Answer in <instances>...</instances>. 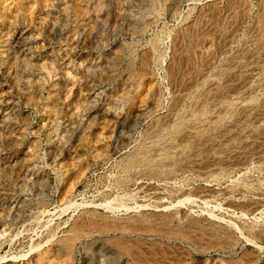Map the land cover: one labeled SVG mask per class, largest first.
Returning a JSON list of instances; mask_svg holds the SVG:
<instances>
[{"label":"rangeland","instance_id":"obj_1","mask_svg":"<svg viewBox=\"0 0 264 264\" xmlns=\"http://www.w3.org/2000/svg\"><path fill=\"white\" fill-rule=\"evenodd\" d=\"M263 27L264 0H0V264L67 237L70 264H264Z\"/></svg>","mask_w":264,"mask_h":264},{"label":"bare ground","instance_id":"obj_2","mask_svg":"<svg viewBox=\"0 0 264 264\" xmlns=\"http://www.w3.org/2000/svg\"><path fill=\"white\" fill-rule=\"evenodd\" d=\"M264 28V27H263ZM262 32V34H263V31H261ZM190 36V35H189ZM259 36V35H258ZM256 37V36H255ZM194 38V37H193ZM196 38V37H195ZM212 38V37H211ZM260 38V37H259ZM263 38V37H262ZM257 39V38H256ZM261 39V38H260ZM189 40H191V39H189ZM190 43H191V41H189ZM195 42V41H194ZM196 42H198V41H196ZM195 45V44H194ZM193 48V47H192ZM192 51V50H191ZM185 57V56H184ZM186 59V58H185ZM180 60V59H179ZM196 60V59H195ZM232 60V59H231ZM194 61V60H193ZM202 62V61H201ZM146 66V65H145ZM184 71V70H183ZM180 75V74H179ZM169 76V75H168ZM189 78V77H188ZM221 95V94H220ZM220 97V96H219ZM206 100V99H205ZM200 101V100H199ZM212 101V100H211ZM225 101V100H224ZM221 103V102H220ZM224 105H225V102H224ZM207 113V103H205V101L199 106V108L197 109V111H194V112H192L191 113V117H193V118H196V120L197 119H200L201 117H203L202 115H204V114H206ZM227 114V113H226ZM219 116V115H218ZM217 116V117H218ZM222 117L224 116V114L223 115H221ZM208 117V116H207ZM220 117V116H219ZM222 117H220L221 119H222ZM215 119H219V118H215ZM222 121V120H221ZM218 125V124H217ZM179 126V125H178ZM178 128V127H177ZM218 128V127H217ZM198 129V128H197ZM207 129V128H206ZM218 130V129H217ZM199 133V132H198ZM200 139V138H199ZM233 143V142H232ZM239 143V142H238ZM194 144V143H193ZM201 144V143H200ZM190 145V144H189ZM240 145V144H239ZM191 155V154H190ZM136 157V156H135ZM182 157V156H181ZM138 157H136V159H137ZM133 159V158H132ZM131 159V160H132ZM141 159V158H140ZM134 160V159H133ZM136 161V160H135ZM170 163V162H169ZM110 204V203H109ZM173 215V214H172ZM171 214H163L160 218H158L157 217V219H159V223L161 224V225H163V226H160V224H159V227H154V225H152L151 227L150 226H148L147 225V221L146 220H148V219H146V220H142V218H141V223L140 222H138V223H140L141 225H144V224H142V221H146V222H144V223H146V225L147 226H145L144 228L142 227V229H138L139 228V226H138V228L137 229H135L134 227H133V224H135L136 223V221H135V223H133L131 226L134 228V229H130L127 225V227L129 228L128 230H131L130 232H129V234H141V233H144V234H147V235H163V236H170V235H172V230L170 229V228H168L167 226L168 225H170V224H174V222H173V216H172ZM175 216H176V214H174ZM158 216H160V215H158ZM174 216V217H175ZM133 217V216H132ZM178 218H176L175 217V220H177ZM136 220V219H135ZM137 220H138V218H137ZM139 221H140V219H139ZM148 221H150V219L148 220ZM179 222V221H178ZM192 222V221H191ZM94 223V222H93ZM96 223V222H95ZM94 223V224H95ZM101 223V222H100ZM104 223V222H103ZM107 223V222H106ZM130 223V222H129ZM98 224V223H97ZM102 224V223H101ZM117 224V223H116ZM124 224V223H123ZM140 224H138V225H140ZM151 224H152V222H151ZM153 224H155V223H153ZM99 225V224H98ZM105 225H108V224H105ZM114 225V224H113ZM113 225H111V226H113ZM156 225H158V224H156ZM101 226V225H100ZM125 225H123V227H124ZM195 226V225H194ZM95 227V226H94ZM131 227V228H132ZM97 228V227H96ZM116 228H120L119 230H122V231H124V229H125V231H126V229L127 228H121L120 226H118V227H116ZM178 228V227H177ZM213 228V227H212ZM102 229V228H101ZM103 229H104V227H103ZM174 230V229H173ZM200 230V229H199ZM124 231V232H125ZM175 231V230H174ZM128 232V231H127ZM186 232V231H185ZM185 232H182V234L184 233L185 234ZM189 233V232H188ZM174 234H176V233H174ZM182 234H178V237L179 238H183L184 239V237L185 238H187V239H196V238H198V237H200V236H195V234H194V236H193V234H192V237H191V234H190V236H188V235H185L184 236V234L182 235ZM205 235V234H204ZM223 236V235H222ZM64 238H66V237H64ZM74 237H67L66 239H65V241H64V239H63V241H64V243H63V245H62V253H60V255L62 256V258L63 259H61V262H60V264H70L69 263V256H70V251H71V247H70V245H71V242H73L72 241V239H73ZM75 239V238H74ZM200 239V238H199ZM220 239V238H219ZM229 239V238H228ZM123 241H124V239H123ZM123 241H121V242H123ZM60 242V241H59ZM111 242H113V241H111ZM115 242V241H114ZM113 242V243H114ZM136 242V241H135ZM135 242H133V243H135ZM200 242H201V240H200ZM227 242V241H226ZM116 243H118V242H116ZM129 243V242H128ZM115 244V243H114ZM125 244V243H124ZM112 245V244H111ZM113 246H116V244L115 245H113ZM141 246V245H140ZM130 248V247H129ZM61 249V248H60ZM59 249V252L61 251ZM135 249V248H134ZM115 250V249H114ZM129 250L130 249H128V247L126 246V245H123L122 243H121V245H120V243H118V245H117V247H116V252H118V254H121L122 253V255L123 254H126V253H128L129 252ZM135 252V251H134ZM139 252V251H138ZM145 252V251H144ZM154 253V252H153ZM140 254V253H139ZM54 249H46V250H43V251H40V252H38V254H37V257H38V263H43V264H45V263H47V264H50L51 262H53L52 260L54 259ZM138 255V254H137ZM131 256V255H130ZM133 256V255H132ZM148 257V256H147ZM150 257V256H149ZM2 257H0V259H1ZM55 263V262H54Z\"/></svg>","mask_w":264,"mask_h":264}]
</instances>
